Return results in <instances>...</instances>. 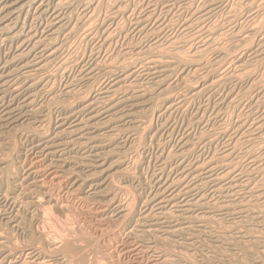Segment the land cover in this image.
I'll return each mask as SVG.
<instances>
[{"label":"bare ground","instance_id":"obj_1","mask_svg":"<svg viewBox=\"0 0 264 264\" xmlns=\"http://www.w3.org/2000/svg\"><path fill=\"white\" fill-rule=\"evenodd\" d=\"M104 1L105 0H0V138H2L3 136L4 137L7 136L6 134H9L10 131H16V130H19L20 127H24L25 125L23 126V123H26V125H29L30 129H31V133L29 131V133H30L29 135L31 136V138L33 140V141H31V143H29L30 144V152H32V155L35 156V158H34L35 161L38 162V159H41L42 161H46L48 163V167L50 168L49 170L50 171L51 170L54 171V172L52 171L53 172L52 175H54V176H56L55 173L57 171H59V173L62 174V176H63L62 178L64 180V181H60V185H61V182L62 183L63 182L66 183L69 186V188H68L69 190L68 191H70V193H74L75 194V192H78L79 196L81 198H87V199L91 198L90 199L91 201L92 200H94V201L95 200L96 201L97 200H102V201L104 200L105 202H102V204L106 205V211H107L106 214L109 215V216L117 217V219L119 218V220L124 221L125 225L122 224V226L124 225L125 229L127 231V233H125V234H128L130 236L132 235V238L133 239L135 238L136 241L138 240V242H140L139 243L140 245H141V243H142V245L143 244L147 245L149 238H154L155 240L156 239H158V240L160 239L161 242L159 240V243L164 242V244H165V242L171 240V239H168L167 237H172L173 238V237L179 236V235L184 234V233L186 234V232H188L192 228L191 225H192L193 222H198L200 224H204V226H206V225H210L211 226V224L214 223L213 226H215V224H217V222H221V220H222L221 218H223V217L219 218L218 216L222 215V216H224V218L225 217L229 218V220H230L229 226H227V228L226 227L223 228L222 226L225 225V224L222 223V225H219L222 228H221L220 231L218 230L219 232L217 234H215V233L211 234V231H212L211 229L212 228H210L211 231L208 232V234L206 233L207 237L211 238V240H213L215 243H219L220 244V245H217L219 247L214 248V254H215L214 258L215 259L217 258L216 259L217 261L213 258L214 261H216L217 264H264V166L263 167L262 166L259 167L258 162H257L258 159L256 158V156L254 157V155H256V154L252 151L253 150V147H252L251 148L252 150L248 149L249 152H247L248 159L250 161L248 163V167H249L250 171L249 172L247 171L248 172L247 174L242 172L241 171L242 169L240 170L238 168V165H236L237 161H235L236 162L235 163L232 160L233 159L232 157L234 155L236 156V154H235L236 152H235V149L231 146V144H232L231 140L234 141L233 139H231V137L229 139L227 138L228 140L226 139L225 142H222L221 145L223 146V149L221 151L218 150V151H220L218 155H212V156L210 155V157L207 159V161L206 160L204 161L203 159L201 161V159H200L201 157H199V156H201V154L204 152V150L202 148L200 149V147H199L198 152L200 150H202L201 154H197V155H199L198 159H200V160H198V161L194 160V161H191L188 164H186L188 156L196 151L198 145L197 144L193 145V142H191V145H192V146L190 145L192 147V149H191V147L187 145L188 143L186 144V139L187 138H184V135H186V133L189 130L186 131V128H187L186 126L187 125H185L186 128L182 127V128L185 129V133L182 132V135H180L179 140L176 141V143L174 142L175 143L174 148H173L174 152L172 153V151H171L172 154H167L168 157L165 156L167 158L166 160L169 161V162L165 163L163 161V163H162V161L160 159H157V160H160V162H161V164L158 165V166H160V168H164V169H166V168L162 167L161 166L162 164L165 163L166 166L167 165H172L173 161H175L176 162V166H175V168H173V167L172 168L176 172V178H175V175H174V177H173L174 179H170L169 180V179L166 178L165 180H163V182H159L156 179L158 177L160 178L161 174L163 176L162 171L157 172V174L161 172L160 175H158V176L156 174H154V176H153V173H152V176L154 177V178H152L153 182H154V187L153 188H155V189L154 190L152 189L151 193L148 192L149 193L148 200L145 203V205H142L143 209L141 207L142 210L140 211V213L136 212V209H134V207L127 205L128 201H127V204L125 203L126 205H123V204L119 203L116 200V198H115L116 197L115 194H114L115 191L126 192L127 191V187L130 189L128 182H130L131 180L135 179V178L132 179L134 175L132 176L130 174L131 172L128 171V169H127L128 167L127 168L124 167V166H126L125 163H124V161H126V160H124V159L122 160V158L124 157V156H122V153L124 154V152H122V153L121 152L118 153L119 151L117 152V150L122 149V147H124L126 145V143L128 142V141H126L125 137H124L125 141L122 140L121 142H119L118 141L119 140V133H120V136H121V133H123V132H124L123 134H125V132H127L126 134H131L133 136L132 133L138 131L139 128H137L135 126V123H137L136 115L139 112H141V111H139V112L136 111V109H138L139 107H146V106L149 105L148 106L149 108L148 109L146 108L149 113L150 112L151 113H161L162 111H163L162 112L163 114H166V113H168L170 111H172V113H173V111L175 109L174 106H175L176 102H175V97L173 96L172 92L175 91V89L177 90L178 85L185 86L186 83L188 81H190V80L186 79L188 74H190V73L196 74L197 72H199L200 69H202L204 67L203 64H202L203 60L200 62V60H196V59H201L200 57L203 56L202 55L203 53H205V52L208 53L209 52V50L207 52V47L209 45H207V47H205V48L203 47L204 49H202L201 51L197 50L199 48V47H197L199 44L196 46L197 49H194L192 47L194 49L193 50V57H192V55H190L191 57L188 58L184 54L186 52L183 51L184 53L182 54L181 51H179L180 50L179 48L182 47L180 43H179L180 47L176 46V47H179L178 48L179 50L176 51V49H174L175 47L173 45H176L178 42L184 41V40H181V38H180L181 41L178 40V39H177L178 41H173L172 40L173 38L172 39H170V38L169 39H165L164 38V40L167 41V46H164L162 44V42H165V41L160 42V40H158V36L160 34L159 30H152L150 32L145 30L147 25L145 27H143L142 23L146 22L148 24L147 21H149L150 17H152V16H150V17L146 16V18L144 20H142V21H141V19L139 21H135L136 24H135V22H134V24L136 26V29L139 30V32H141L142 35L144 34L145 35L144 36L145 39L147 40V42H149L148 43L149 45L147 46V49L145 51L144 50L143 51L142 50H136V48H133V49L131 48L129 50L128 49H125V50L123 49L124 51H122V54L121 55L118 54L119 55L118 57H120V56L126 57L129 52H133L132 54H134L133 55L134 59L130 58V61L129 60H124V59L122 60V59H117V58L113 59L112 58L113 61L110 60L111 62L108 61L109 63H107V62L106 63H101V66H98L100 63L97 62L98 65L97 64L96 65L98 66V70L99 69L100 70L101 69H105V72H106L105 76L108 77L107 81L104 84L102 83L103 86L101 85L102 88L99 90V92L95 93L96 89L94 91H92L93 89H90V88H89L90 90L88 89V91H87L86 88H85L86 91H83V93H81L82 94L81 96L78 95L79 97L72 98L77 93L74 92V88H72L71 86L66 87L63 92L60 91L61 93H59L60 95H62L63 98L60 101H58L57 103L55 102V105L56 104L58 105L57 107L60 110V113L58 114V118L56 119V121L54 123V128H52L50 131L49 130L46 131L43 128H37V127L32 129L34 122H35V124L42 126V125H44L43 123L46 122V119H47V116L44 117L43 114H42L43 116L38 114L39 112H41L43 110L40 111L37 108L39 110L37 112V110H35L36 108L33 109L34 100L37 97H43L42 95L45 94L44 96H46L47 99L50 97V100L55 101L54 99H56V101H57L58 98H55V97L59 95V94L57 95V93L54 92V88H53L54 85L53 84L51 85L49 83L50 82V79H48L49 74L48 75L45 74V76H46L45 77L43 73H46V70L49 69L50 66L55 65V64L59 65V61H60V59L62 58V55H64V52H65L64 51L65 50L64 48H66L65 44H67V43H65L66 42L65 37H67V35L69 37V35L72 32H74V30H76V28L79 29V26H82V28L84 26H88L87 24L92 19V16L94 17V15L98 14L97 12L100 11L99 9H100L101 5L104 4ZM110 1H108V3ZM156 1H159V0H156ZM174 1H177V0H165V2L162 3V4L163 5L165 4V7L170 10V8L173 7L172 4H170V3L174 2ZM202 1H204V0H202ZM218 1L219 0H208V1L205 0L206 4H205V9L204 10L202 9V6L200 5L201 9L203 11L200 10L201 12L197 11L196 13L194 12L192 14V16L196 19V21H194V23L196 25L194 23L193 24L190 23V25H187L186 22L188 23V21L185 22L184 28L186 30L188 29L187 32H190L189 30H192V28L196 27L195 30L193 29L194 31L192 30L193 32L191 31V33H189L190 38H191V36L192 37L194 36V39H195V35L201 33L204 30L203 27L202 28L200 27L202 24L198 25V23L202 22V23L205 24L207 22L206 24H207V27H208V25L210 24L212 19L216 18L214 16L216 14V13H214V11L216 10L215 9V5H217ZM237 1H239V0H237ZM244 1H246V0H244ZM244 1H241V2L244 3ZM177 2H175V3H177ZM180 2L182 3L181 0H180ZM194 2H196V1H194ZM194 2H192V3L194 4ZM263 2H264V0H263ZM263 2H261V3H263ZM116 3H117V0H116ZM122 3H124V2L122 1ZM143 3H144V1H143ZM221 3L219 2L218 6H216V7H219V4H221L222 6L227 4V3H225L223 5V3H224L223 0L221 1ZM106 4H107V2H106ZM110 4H111V2H110ZM110 4L108 5L109 7L112 6V5L110 6ZM113 4H115V3H113ZM200 4H201V2H200ZM253 4H254V1H253ZM257 4H256V6H257ZM115 5H113V7L110 10V11H112L111 15L110 16L107 15V16L110 17L109 22L110 21L112 22L115 19H119L117 17V15H119V16H121L123 18V16H126V14L128 13V12L126 13V11H129L128 9L126 11L123 10V9H126L124 7L125 5L124 6L122 5V7H124L122 10L119 9L121 7L118 6V3L115 4ZM147 5H148V3H147ZM177 5H178V3H177ZM240 5L241 4H239V6ZM258 5H261V4H258ZM120 6H121V4H120ZM156 6H158V5H156ZM174 6H176V4ZM236 6L234 7V9L235 8L237 9ZM183 7H186V6H183ZM148 8L149 7H147V9ZM154 8H157V7H155V5H154ZM187 8H188V6L186 7V10H187ZM224 8L226 9V6H224ZM245 8H246V6H245ZM102 9H103V7H102ZM129 9H130V7H129ZM199 9H200V7H199ZM220 9H218V10H220ZM240 9H241V7H240ZM260 9H262V8H260ZM189 10H191V9H189ZM218 10H216V11L218 12ZM247 10H251V9H247ZM247 10H246V12H247ZM108 11H109V9H108ZM148 11L150 12V9ZM194 11H196V10H194ZM231 11H234V10H231ZM244 11H245V9L243 10V12ZM258 11H259V9H258ZM164 12H165V10H164ZM182 12L183 11H181V13ZM222 12H225V11L223 10ZM234 12H235L234 16H236L237 15L236 11H234ZM248 12H250V11H248ZM251 12L254 13L253 11H251ZM251 12L249 13V15L251 14ZM255 12H256V10H255ZM104 13H107V12H104ZM137 13H139V12H137ZM237 13H239V11ZM107 14H109V13H107ZM257 14L262 15V12L261 13L259 12ZM165 15H167V14H165ZM227 15H229V14L226 13L225 16L228 17ZM76 16H78L77 19L75 18ZM107 16L105 17L106 20L109 19V17L107 18ZM226 17H225V19H226ZM237 17H240L239 19H241V16H237ZM242 17H243V15H242ZM245 17L247 18V16H245ZM105 18H103V19H105ZM234 18L237 20L236 17H234ZM257 18L258 17L254 18L255 21H257L256 20ZM80 19H83V20H80ZM98 19H101V18L98 17ZM254 19H252V20H254ZM188 20H189V18H188ZM233 20L230 19L229 21H233ZM248 20H249V18H248ZM163 21H165V20H163ZM229 21H228V23H231ZM250 21H251V18H250ZM96 22H97V25H99L98 24L99 21H96ZM234 22H233V24H234ZM237 22H239V21H237ZM258 22H259V20H258ZM92 23L94 24L93 25L94 27L97 26L94 23V21L91 22L90 24L92 25ZM120 23H119V26H120ZM161 23H162V21H161ZM250 23L252 24V22H250ZM80 24H82V25H80ZM102 24H104V22ZM109 24L110 23H108V25ZM226 24H225V27H226ZM254 24H252V25H254ZM104 25L106 26V24H104ZM154 25H156V24H154ZM221 25H224V23L221 22ZM255 25H258V23L255 24ZM109 26H107V27H109ZM117 26H118V22H117ZM170 26H172V25H170ZM214 26H210L211 28L209 30L213 31L212 27H214ZM247 26H248V24H247ZM98 27H100V25ZM121 27H122V25H121ZM154 27H157V26H154ZM218 27L220 29L223 28V27L221 28L220 26H216V29ZM248 27H250V26H248ZM258 27H259V25H258ZM258 27L255 28V26L254 27L251 26L250 29L247 28V30L244 31V32H242L243 30L241 29L242 31L239 30L240 33L242 32L240 35H239V32H236V34L238 33L240 38L234 44H232V41L230 40L231 41V45L229 46L227 44L228 45L227 48H224L225 47V45H224L225 43L224 42H223L224 44H222V45H224L223 48H218V47L214 48L215 47L214 45H212V46H214L213 48H211L212 46L209 47V48H211V50H212L211 53L213 52L214 55H216L218 57V59H219V62H217L218 61L217 60V61H214V63L217 62L218 65H219V63H223V62H225L228 59L229 61H231L230 64L233 67L238 68L239 71L241 70V73L239 72L240 73L239 75H234V76L231 75L232 77L229 75L230 76L229 80H234L236 82L238 80L240 81L241 78H245L244 80L246 82L247 81L248 82L251 81V83L248 86V90L250 89V91H254V90L258 89V92H256V93L259 94V92L261 91L262 99H263V97H264V91H263L264 90V81H262L263 79H261L259 81V82L262 81L261 83H259V82L256 83L257 80H259L256 77L255 78L257 80H255V82L251 80V77H252L253 72H254L253 69H256L257 67H260V66H264V65H262V64H264V22L259 28ZM134 28L135 27H133V29ZM150 28H152V27H150ZM161 28H163V27H161ZM232 28H233V26H232ZM245 28H246V25H245ZM83 29H86V28H83ZM87 29H89V28L87 27ZM91 29L94 31L93 27ZM113 29H117V31H119L118 30L119 28H116V25H115V28L113 27ZM171 29L173 30V27ZM174 30H178V28L174 29ZM182 30H184V29H182ZM186 30H184V31H186ZM229 30H226L224 32H227ZM103 31H104V28H103ZM208 31L206 29L207 33H208ZM236 31H238V30H236ZM91 32L92 31L90 30L89 33H91ZM114 32H116V30ZM122 32H124V30H122ZM206 32H203V33H205V35H206ZM213 32H215V27H214V31ZM110 33H112V32L110 31ZM74 34H76V33H74ZM85 34H88V32L85 33ZM108 34H109V32H108ZM113 34H115V33H113ZM171 34H172V32H171ZM183 34L181 35V33H180V35H181L180 37L183 36L182 38H184V35L185 36L188 35V34L186 35V32H185L184 35ZM223 34L219 35L220 38L223 36ZM163 35H164V32H163ZM174 35H175V33H174ZM199 35L203 36L202 33L199 34ZM205 35H204V37H205ZM234 35H235V33H234ZM93 36H95V35H93ZM109 36H111V38H113L112 37L113 35L109 34ZM219 36H218V38H219ZM225 36L226 35L223 36L224 37L223 40H225V38H226ZM227 36H228V34H227ZM73 37H75V36H73ZM86 37L88 38L89 36H86ZM169 37H171V36H169ZM198 37H200V36H198ZM87 38H86V40H87ZM93 38L94 37L91 36L90 39H93ZM167 38H168V35H167ZM187 38H189V37H187ZM203 38H200V41H202L201 39H203ZM210 38H208V40L207 39H205V40L209 41ZM215 38H216V40H218L217 42H220L222 40V38H221L220 41H219V39H217V37H215ZM70 39H73V38H70ZM189 39H187V40L190 43L191 39L190 40ZM212 40H214V39H212ZM216 40H214L215 43H216ZM192 41H193V39H192ZM207 41H205V42H207ZM225 42H226V40H225ZM215 43L212 42V44H215ZM108 44H109V39H108L107 35L103 33L101 47L102 46H107ZM186 44H187V41H186ZM204 44H202V45L204 46ZM217 44L218 43H216L215 45H217ZM130 45H131V43H130ZM187 45L189 46V44H187ZM187 45H186V47H187ZM191 45H193V44L191 43ZM202 45H200V46H202ZM114 46H116V45H114ZM131 46H133V45H131ZM188 48H190V46ZM199 50H200V48H199ZM113 52H114V50H113ZM188 53H190V52H188ZM211 53L209 55H211ZM213 53H212V55H213ZM98 54H99V52H98ZM204 57H205V55H204ZM245 57L247 59L248 58L249 59L245 60ZM202 59H204V58L202 57ZM104 60L106 61V58ZM63 61L65 62V60H63ZM94 62H96V61H94ZM208 62H206V63H208ZM61 63H62V61H61ZM217 63H215V64H217ZM86 64H85V66H86ZM208 65H209V67H213V66H211L208 63L207 66H206L207 69H208L207 71H209ZM223 66H225V65H223ZM88 67H90V66H88ZM95 67H96L95 64H93V65H91L90 68L85 70L84 73L81 71L83 73V79L85 78L88 81L93 79V74H94L95 70H97V68H95ZM217 67L219 69V67H221V64L219 66H217ZM61 68L63 69L64 66L62 65ZM137 69H139V70L137 71ZM211 69L212 68H210V71L207 73V75H205V77L203 76L204 78L202 79V81H204V82H203V85H201L199 87L200 88L199 90L197 89V86L196 87L192 86L193 84H192L191 81H193V80L190 81L191 85H186L185 87L181 86L183 89L187 90L189 94H191L190 97L191 96L192 97H196L201 92L203 93V91H207L208 89L210 91H211V89L212 90L216 89L215 87L217 85V82H219L217 80H220V78L214 80L213 76H214V73L216 71L215 70L216 68L214 69L215 71L213 69L212 70ZM51 70H53V69L51 68ZM55 70H58V69L56 68ZM55 70H53V71H55ZM243 70H246L245 73H244ZM229 71H230V69H229ZM224 72L225 71L223 70V73ZM47 73H50V72H48V70H47ZM53 73H55V72H53ZM95 73L97 74V72H95ZM178 73L180 74V76H179V79H176ZM200 73H202V72H200ZM255 73H256V71H255ZM258 73H260V72H258ZM51 74H52V72H51ZM57 74L59 75V72ZM197 74H199V73H197ZM231 74H234V73H231ZM103 75H104V72H103L102 76ZM199 75H201V74H199ZM219 75L221 76V72H220ZM54 76H57V75L54 74ZM190 76H192V74ZM198 78L200 79V77H198ZM189 79H191V77ZM209 79H213L214 81H217V82H214L213 80H212V82L208 81ZM53 80L54 79H52V81ZM94 80L96 81V79H94ZM186 80H188V81L186 82ZM225 80H227V78ZM225 80H224V82H225ZM229 80H228V82H229ZM200 81H201V79H200ZM234 81H232V82H234ZM92 82L93 81H91V83ZM182 82H183V84H179V83H182ZM190 82H188V84ZM193 82L197 83L198 81L194 80ZM208 82L210 83L209 87L207 85ZM221 82H223V79H222ZM240 82L242 83V81H240ZM196 83H195V85H196ZM49 84L51 86H49ZM230 84H231V82H230ZM235 84L237 86V83H235ZM88 85H90V84H88ZM224 85H226V84H224ZM232 85H234V84H232ZM232 85H230V86L232 87ZM62 86H64V85H62ZM210 87H211V89H210ZM179 88H180V86H179ZM220 88L221 87H219V89ZM229 89H231V88H229ZM55 90H56V88H55ZM217 90H218V88H217ZM231 90L234 91L233 89H231ZM240 90H239V92H240ZM210 91H209V93H210ZM225 91H227V88H226ZM229 91L230 90H228V93H230V94H226L227 96L228 95H230L232 97H234V96L236 97L237 96V95L233 96L232 93L229 92ZM235 91H236V89H235ZM215 92H216V90H215ZM215 92H213V93L215 94ZM178 93H179V89H178ZM213 93H211V94H213ZM222 93L219 94V97H220V95H222ZM241 93H243V95H244V92H241ZM211 94H210V96H211ZM183 95H184V93H183ZM186 95L187 94H185V96ZM252 95H254V94H252ZM175 96L177 97V95H175ZM46 97H44V98H46ZM235 97H234V99H235ZM218 98H217V100H218ZM67 99H69V100H67ZM203 99H204V97H203ZM249 99H248V101H246L247 103L249 102ZM48 100H47V102H48ZM195 100H196V98H195ZM208 100H209V98H208ZM227 100H228L227 97H222L218 103H220L221 105H226L227 104L226 103ZM38 101H40V98H39ZM187 101H188V99H186V102ZM190 101H192V100H190ZM190 101H189V103H190ZM214 101H216V100H214ZM230 101L232 102L233 100L231 99ZM237 101H239V100H237ZM244 101H242V102L244 103ZM250 101H251V99H250ZM157 102L160 103V106H162L160 111L159 110H155V108H153V105L157 104ZM180 102L176 103V105L177 106H178V104L182 105ZM203 102H205V101H203ZM239 102L237 104H239ZM242 102H241V104H242ZM261 102L263 104L264 100H262ZM194 103H196V102H194ZM194 103H193V105H194ZM209 103L207 102L208 107H209ZM214 103H217V102H214ZM255 103H257V102H255ZM43 104H44V102H43ZM207 104H205V105H207ZM38 105L36 104V106H38ZM52 105L54 107V104H52ZM212 105L214 107V104H212ZM239 105H238V107H239ZM254 105L255 104H253V106ZM248 106H250V105H248ZM256 106H257V104H256ZM40 107H42V106H40ZM57 107L55 106L54 108H57ZM155 107H156V105H155ZM179 107H182V106H179ZM186 107H188V106H186ZM199 107L201 108V106H199ZM215 107H218V106H215ZM229 107H233V106L229 105ZM258 107H259V105H258ZM48 108L49 107H47V109ZM225 108L228 109L227 111H230V109L227 108V106H225ZM242 108H243V106L241 107V109ZM176 109H179V108L176 107ZM204 109H206V108H204ZM216 109H220V108H216ZM222 109H223V107H222ZM252 109H253V107H252ZM261 109H259V110H261ZM207 110H209V109L207 108ZM249 110H250V108L247 111H249ZM253 110H252V112H253ZM232 111H233V109H232ZM257 111H256V113H257ZM183 112H184V109H183ZM199 112H202V111H199ZM199 112H198V114H199ZM142 113H143V111H142ZM172 113H171V115H173ZM193 113L195 114L196 112L194 111ZM205 113H206V111H205ZM211 113L212 112H210V114ZM218 113H219V111H218ZM221 113H224V112L221 111ZM231 114H232V112H231ZM252 114H254V113H252ZM141 115L143 116V114H141ZM153 115H155V114H153ZM160 115H162V114H160ZM196 115H194V116H196ZM225 115H226V113H225ZM229 115H228V117H229ZM51 116H50V118H51ZM152 116H150V118ZM204 116L206 117L205 114H204ZM204 116L202 115V117H204ZM213 116H214V113H213ZM217 116H219V115H217ZM259 116L260 117H258V118H260V119L248 131H246L247 130L246 129L247 125L244 122L245 119L243 120L244 123H241L243 125H240V126H238L237 125L238 123L236 124V122H235V124L238 127L237 128L235 127L236 128L235 132L233 131L234 132L233 138H234V136L239 135L240 132H244L245 135L248 134L247 135L248 137H251V136H255L256 137V134H259V133L261 134L262 132H264V112H262V114L259 115ZM146 117H148V119H149V116L147 114H146ZM223 117H225V116L223 115ZM242 117L240 119H242ZM171 118H173V117H171ZM174 118H175V116H174ZM215 118H216V113H215ZM229 119H230V117H229ZM237 119H236V121H237ZM152 120L153 119H151V121H149L147 123H149V124L152 123ZM200 120L203 121V119H200ZM208 120H210V119H208ZM220 120H221V118H220ZM230 120H229V123L233 121L232 119H230ZM248 120H250V119L248 118ZM248 120H246V122ZM144 121H146V119ZM165 121L167 122L168 120H165ZM196 121L198 122L199 120H196ZM214 121H215V119H214ZM225 121H227V120H225ZM238 121H239V119H238ZM47 123L50 124L49 122H47ZM138 123H137V125H139ZM163 123H161V124H163ZM251 123L253 124V121ZM175 124H176V122H175ZM194 124H191V125L193 126ZM219 124H221V123H219ZM222 124H223V122H222ZM226 124H227V122H226ZM248 124H249V122H248ZM164 125H166V124H164ZM206 125H207V123H206ZM29 126L28 127L25 126L26 127V131H27V128H29ZM173 126L176 127V125H174V124H173ZM196 126H197V124H196ZM228 126H230V125H228ZM25 127L22 128V131L25 129ZM160 127H159V129H160ZM163 127L165 128V126H163ZM188 127L190 128L189 125H188ZM151 128H153V127L148 125L145 129L144 128L143 129L146 132L147 131L151 132L154 129V128L153 129H151ZM201 128H203V127H201ZM212 128H211V130H212ZM218 128L219 127L215 128V129H218ZM224 128H223V130H224ZM159 129H158V131H159ZM205 129H207V128H205ZM228 129H229V127H228ZM200 131L202 132L203 130H200ZM209 131H210V127L208 129V132ZM213 131H214V128H213ZM229 131H227V132H229ZM142 132H144V131H142ZM146 132H144V133H146ZM156 132H157V130H156ZM220 132L221 131H219V133ZM16 133H18V132H16ZM191 133H193V132H191ZM224 133H226V132L218 134V136L219 135L222 136V135H224ZM24 134L25 133H23V135ZM26 134H27V132H26ZM138 134H139V132H138ZM138 134H136V135H138ZM140 134L142 135V133H140ZM205 134H206V132H205ZM213 134L214 133L210 134L211 137H212ZM13 135H15V134H13ZM139 135H138L137 139L140 138ZM166 135H168V133ZM202 135H200V136H202ZM143 136H145V134L142 135V137ZM169 136H170V134H169ZM171 136H172V134H171ZM187 136L190 137L189 135H187ZM197 136H198V134H197ZM26 137H27V139H30V138H28L29 136H26ZM165 137H168V136H165ZM242 137H243V135L241 133V138ZM197 138L198 137H196L195 139H197ZM205 138H203V139L205 140ZM222 138H223V136H222ZM241 138H238L237 140L239 141V139H241ZM259 138H258V140H259ZM261 138H260V140H261ZM27 139H25V141ZM122 139H123V136H122ZM140 139H139V142L141 141ZM170 139H171L170 142H172V140L174 138L173 139L170 138ZM242 139H245V138L243 137ZM246 139H245V141L247 142L248 140H246ZM263 139H264V136H263ZM168 140H167L166 144L169 143ZM193 140H191V141H193ZM207 140H208V138H207ZM237 140L234 143L237 142L236 144H238ZM258 140L256 141L257 143H258ZM134 141H135V139H134ZM164 141H165V138H164ZM197 141H195V142H197ZM130 142H131V140H130ZM137 142H138V140H137ZM207 142H209V141H207ZM215 142H217V141L215 140ZM138 143H135V144H138ZM205 143H206V141H205ZM162 144H164V142ZM203 144H204V142H203ZM206 144L208 145V143H206ZM212 144H214V143L211 142V147H212ZM243 144H242V146H243ZM259 144H257V145H259ZM172 145L173 144H171V147H173ZM233 145H235V144H233ZM245 145H244V147H245ZM1 146H2V144H1ZM137 146L140 147L141 145H137ZM144 146L142 148H144ZM148 146H147V148H148ZM201 146H203V145L201 144ZM204 146H205V144H204ZM236 147L238 148L237 145H236ZM263 147H264V142H263ZM157 148L159 149L160 147H157ZM209 148H206V149L210 150L211 148L210 149ZM221 148L222 147H220V149ZM254 148H255V146H254ZM260 148H261V146H260ZM170 149H172V148H170ZM170 149H169V151H170ZM213 149H216V147L213 148ZM258 149H257V151H258ZM161 150H163V149H161ZM236 150L239 151L238 149H236ZM262 150H264V149H262ZM262 150L260 149V151H262ZM16 151H17V149H16ZM27 151L29 152V150H27ZM125 151L127 152V151H130V150H125ZM169 151H168V153H169ZM213 151H215V150H213ZM163 152L165 153L166 151H163ZM10 153L12 154V151ZM17 153L19 154V152H17ZM240 153H241V150H240ZM263 153H264V151H263ZM125 154L128 155L129 153L128 154L125 153ZM203 154H205V152ZM214 154H217V153L214 152ZM113 155H115V156L117 155L118 156V158H117L118 160H115L116 162L114 161V163H112L111 165L106 166L107 165V161L110 160ZM207 156H208V154H207ZM238 156L239 155H238V152H237L236 159H237ZM241 156H244V155H241ZM241 156L239 158H242V160H243V157H241ZM140 157H142V156H140ZM6 158H8V157H6ZM192 158H194V156L191 157V159ZM204 158H206V157H204ZM259 158H260L259 162H261V160H262L261 158H263V157H259ZM15 159H17V157ZM18 159H19V157H18ZM234 159H235V157H234ZM4 160H5V158L4 159L0 158V162H1L0 165H4V167L0 168V182L1 183L3 182L1 180H4L3 177L1 178L2 174H4V172L8 171V168L6 170V166H7L6 162L7 161H4ZM6 160H10V159H6ZM139 161H140V158H139L138 162ZM23 164H21V165H23ZM263 164H264V162H263ZM263 164H261V165H263ZM132 165H134V164H132ZM239 165H241V163ZM36 167H37V165H36ZM172 168L169 169V171L172 170ZM246 168H247V166H246ZM15 169L16 168H14V170ZM27 169H26L27 171L24 172L23 179H21L22 182L26 181L25 182L26 186L21 189V192L23 191V193L21 195H19V196H24V197L26 196L25 197L26 200H28L30 198V201H28V202L26 200L25 201L28 203L27 204L28 208L29 207L32 208L33 215L35 216V220H36V218H38V221L40 223V221L42 222L43 220L46 219V217H48V216H46V212H44L45 208H46L45 207L46 205H49L50 208L53 207L55 209H60V210L65 209V208H62L64 206H62L60 203L59 204L61 206L58 205V203L55 201V199L52 198L51 193L48 191L49 189L47 188L49 183L46 180H44L45 177H43V176H41L39 174L41 172V170H40V172H37V171H39V169L36 171V170H34V167H32V166H31V168L29 167ZM113 170H114V172H112ZM157 170H159V169H157ZM134 171H135V168H134ZM174 171H173L172 174H174ZM17 172H19V171H17ZM238 172H241V173H238ZM134 173L135 172H133V174ZM10 174L11 173H9V175ZM170 175H171V173H170ZM17 176H18V174H16V177ZM54 176H52V177H54ZM113 176H116L118 178L119 177L122 178L124 183H128V185H126L127 187L125 185H121V186L115 185L116 183L114 184L113 183L114 180L112 179ZM257 177H259V178L261 177V179H262L261 181H259L260 184H256V183H258V181H256ZM46 178H48V177H46ZM58 178H59V176H58ZM60 178H61V176H60ZM6 179H8V178H6ZM9 180H6V182L4 183L5 187L2 185L4 187V192H3L2 196L0 195L1 196V201H2V202L0 201L1 202L0 205L2 207L1 208V212L3 213V214L1 213V216H3L2 218H4L6 220V223L11 228L13 227V228L18 229L19 226L23 224V223H21V219L22 218H20L18 216L20 214L18 212L19 208L18 207L16 208L17 204L15 205L14 202H12L13 200H12L11 195L16 193L17 187H19V186H17L14 182L11 183ZM11 180H13V179H11ZM14 181H15V179H14ZM51 181H53V180H51ZM138 181H141L140 177H139ZM20 183H17V184L20 185ZM50 183L52 185V182H50ZM142 185H144V184H142ZM60 187H62V186H59V188ZM146 187H145V189H147ZM63 188H65V187H63ZM142 188H143V186H142ZM205 188L207 189V192H204ZM85 189H87L86 192H84ZM148 189H149V187H148ZM149 190H151V189H149ZM128 193H130V192H128ZM141 193L144 194L145 192H141ZM84 194H86V195H84ZM126 194H127V192H126ZM140 194H139V196H140ZM146 194H147V192H146ZM68 195H70V194H68ZM19 196H17V197H19ZM14 197L16 199V196H14ZM131 197L133 198V195ZM135 197H137V195L134 196V198ZM143 197H144V195H143ZM146 199H147V197H146ZM146 199H144V200H146ZM206 199H210V200L215 201V202L210 204L207 201L206 204H205ZM83 202H85V201H83ZM86 202H88V201H86ZM138 202H139V200H138ZM138 202H136V204ZM20 203H22V201ZM97 204H98V201H97ZM130 204L132 205L133 203H130ZM134 204H135V202H134ZM143 204H144V202H143ZM20 205H22V204H20ZM105 205H104V207H105ZM27 206H25V207H27ZM49 206H48V208H49ZM25 207L23 206L24 209H26ZM20 208L22 209V207H20ZM48 208H47V211H48ZM2 209H3V211H2ZM206 209L210 210V214L213 213L215 215L211 216L209 214V212L207 213L205 211ZM22 211H24V210H21V212ZM28 211H26V212H28ZM99 214H102V213H99ZM206 214L210 215V217H207L208 215H206ZM31 222H33V220ZM2 223H4V222H2ZM25 223H24V225H26ZM28 224H30V223H28ZM218 224H220V223H218ZM194 225L196 226V224H194ZM6 226H5L4 229H8ZM31 226L32 225H30L28 227L30 228ZM195 226H193L194 228L192 229L194 231V233L197 232L195 230L198 229V228L196 229ZM218 227H214V229L215 228L219 229ZM2 229H3V227H2ZM2 229H0V264H85L86 263V261H85L86 260L85 259L86 255L84 256L83 253H82L81 255L78 254L79 255L78 258H76V259L72 258L71 256H73V254H71L72 251H71L69 245H67L65 242L64 243H60L59 242L61 245L60 244L57 245L56 243L58 241L57 242L56 241H52L54 239H51L49 236L48 237H49L50 240L47 239L46 238L47 234H46V237H45L44 234L41 231L40 232H38V231L35 232V231H33V228H32V231L31 230H27L26 231L27 232L26 234L28 235L27 238L33 239V240H31V242L32 241H34V242L36 241V242L35 243L28 242L30 244L26 243V247H22V245L19 247L18 246L19 242H18V245L16 243L14 244V243L10 242V241H12L11 240L12 238L10 237V240H9L8 237L11 234L8 235V237H7V232L8 231L4 232V229L3 230ZM19 229H22V228H19ZM24 229H25V227H24ZM125 229H122V230H125ZM217 229H215V230H217ZM35 230H39V229L35 228ZM200 232H201V230H200ZM200 232H199V234H200ZM206 232H207V230H206ZM190 234L191 233H189V235ZM191 235H193V233ZM202 235H204V234H202ZM13 236H14V234H13ZM184 237H185V235H184ZM193 237H197V236L194 234ZM13 238H15V237H13ZM146 238H148V239H146ZM190 238H192V237H190ZM197 238H194V239H197ZM183 239H185V238H183ZM198 239H201V238H198ZM204 239L202 238V241ZM59 240H60V238H59ZM62 240H65V239L62 238ZM67 240H69V239H67ZM144 240H146V241L144 242ZM174 240H172V241L174 242ZM186 240H187V237H186ZM188 240H190V239L188 238ZM28 241H29V239H28ZM149 241H150V239H149ZM157 241H155V243ZM181 241H180V244H181ZM202 241L199 240V243L202 242ZM208 241H210V240H208ZM61 242H63V241H61ZM194 242H195V240H194ZM203 242H205V241H203ZM203 242L201 244L202 247L206 244V243L204 244ZM68 243H70V242H68ZM151 243H154V242L152 241ZM185 243L189 244L188 241L185 242ZM63 244H65V245H63ZM171 244H168V242H167V246L168 245L171 246ZM177 244H179L178 243V237H177L176 245ZM191 245H188L189 249L193 248V246L191 247ZM23 246H25V245L23 244ZM70 246H71V244H70ZM73 246H75V245H73ZM165 246H166V244H165ZM172 246H173L172 248L175 247V245H172ZM182 246H184V245H182ZM78 247L79 246L77 245L76 248L78 249ZM153 247L149 245V246L146 247L145 251H147L148 255H151L150 256L151 258L152 257H156L155 263L156 264H165L167 262V264H168V261L171 260L169 258L170 257L169 255H170L171 251L168 252L167 251L168 249L166 250V254L168 252V256H167L165 254L160 253L159 251L158 252L154 251L155 248H157V245H156V247H154V248ZM176 247H179V246L177 245ZM186 247L187 246H185V248ZM195 247H196V245H195ZM207 247H210V246H208V243H207L206 248ZM214 247H216V246H214ZM76 248L73 251L77 252ZM158 248H159V246H158ZM160 248H163V247L160 246ZM193 249H195V248H193ZM200 250H202V249H200ZM160 251H162V250L160 249ZM173 251H174V249H173ZM179 251L177 250L176 252L171 253V255L176 253V256L178 257L179 255L177 254V252H179ZM182 251H180V253H179L180 255H182L181 254ZM192 251L195 252L197 250H192ZM194 252H193V256L194 257L196 256V258H197L198 255L202 254L200 251L199 252L201 254H199L198 251H197L198 255H196V252H195V255H194ZM212 252H213V250H212ZM77 253H80V252H77ZM182 253H185V252H182ZM158 254H160V255H158ZM205 254H204L205 257L203 256L205 258L204 260L205 261L209 260L208 258L210 256H208L206 258ZM191 255H192V253L189 255V259H190ZM209 255H211V252H210ZM75 257H76V255H75ZM181 258H183V257H181ZM200 258H202V257H200ZM183 259H185V258H183ZM174 260L172 259L171 261H174ZM188 260H185V261H188ZM194 260H196V259H194ZM191 261H189L188 263L191 264ZM210 261H212V259H210ZM210 261H208V262L210 263ZM174 262H176V261H174ZM195 262H198V261H195ZM172 264H173V262H172ZM192 264H193V262H192Z\"/></svg>","mask_w":264,"mask_h":264},{"label":"rangeland","instance_id":"obj_2","mask_svg":"<svg viewBox=\"0 0 264 264\" xmlns=\"http://www.w3.org/2000/svg\"><path fill=\"white\" fill-rule=\"evenodd\" d=\"M107 2V4H106V2ZM104 1V4H102L101 5V7H100V13L99 12H97L96 14L98 15H94V17L92 16V19L90 20L91 22H93L94 21V23L97 25V22L96 21H99L98 22V24L100 25V27H98L99 25H97L96 27H94L93 25V23H92V25L90 24L91 22L89 21V23L87 24L88 26H84L83 28H86V29H83L82 28V26H79V29L78 28H76V30H74V32H72L71 34L73 35V36H75V37H73L71 34L69 35V37L70 38H73V39H70L69 37H68V35H67V37H65V39H66V42L65 43H67V44H65V46H66V48H64L65 50V52H64V55H62V58L60 59V61H59V65H52V66H50L49 67V69H47L48 70V72H50V73H47V70H46V73H43L44 74V76H45V74L46 75H48L49 74V76H48V79H50V84L52 85H54L53 86V88H54V92L55 93H57V95L59 94V93H61V92H63L64 91V89L66 88V87H68V86H71L72 88H74V92L75 93H77L75 96H73L72 98H77V97H79V96H81L82 94L81 93H83V91H88V89L90 88V89H93L92 91H94L95 89V93H97V92H99V90L102 88V86H103V84L107 81V78L108 77H106L105 76V69H99L98 70V66H101V63H109L108 61H113V59H115V58H117V59H124V60H129L130 61V58L131 59H134V57H133V55L134 54H132L133 52H129L128 53V55L126 56V57H122V56H120V57H118L119 55H121L122 54V51H124L125 49H133V48H136V50H146L147 49V46L149 45L148 43L149 42H147V40L145 39V35L143 34L142 35V33L141 32H139V30H137L136 29V26H135V24H136V22L135 21H139L140 19H141V21L142 20H144L145 18H146V16H152V17H150V19H149V21H147L148 22V24L145 22V23H142L143 25V27H145L146 25H147V27L145 28V30L146 31H148V32H150V31H152V30H159L160 31V34H159V36H158V40H160V42H162V41H165L164 40V38L165 39H172L173 41H178V40H180V38H181V40H184V41H181V42H178L176 45H173L174 47V49H176V51H178L179 49V51H181V53L183 54L184 52H186V53H184L185 54V56H187L188 58H190L191 56L190 55H192V57H193V50L194 49H197L196 48V46L197 47H199L200 48V50H199V48L197 49L198 51H201L202 49H204L205 47H207V45H209L208 47H207V52H208V50H209V52L208 53H203L202 55L203 56H201L200 58L201 59H196V60H200V62L202 61V64H203V70L202 69H200L199 70V72H197V73H199V74H201V75H199V74H193V73H190V74H188V76L186 77V79H188V80H195V81H200V79H201V81H202V79L205 77V75H207V73L210 71V68H212L214 71H215V73H214V80L215 79H219L220 78V80H217V81H219V82H217V81H214L213 79H209L208 81H211L212 82V80L214 81V82H217V85H216V89H211V87H210V89H211V91H210V93H209V91L207 90V91H203V93L201 92L198 96H196V97H190V95L191 94H189L188 93V91L187 90H185V89H183L182 87H185L186 85H191V82H192V86L193 87H196L197 86V89L199 90L200 88V86L201 85H203V82L204 81H200L199 83L197 82H195L196 83V85H195V83L193 82V81H188V80H186V82L188 81V82H190L189 84H188V82L186 83V85L185 86H182V85H178V88H177V90L175 89V91H173L172 92V94H173V96L175 97V102L176 103H178V102H180L182 105H180V104H178V106L176 105V103H175V106H174V111H173V113H172V111H170V112H168V113H166V114H163L162 112L161 113H149L148 111H147V109L149 108L148 106H146V107H139L138 109H136V111H141V112H139L137 115H136V119H137V123L139 124V125H137V123H135V126L137 127V128H139L138 129V131H136V132H133L132 134H133V136L131 135V134H126L127 132H125V134H123V133H121V136H120V133H119V142H121L122 140L123 141H125V139H126V141H128L127 143H126V145L124 146V147H122V149H120V150H117V152L118 153H122V152H124V154L122 153V156H124L123 158H122V160L124 159V160H126V161H124V163H125V165L126 166H124V167H128L127 169H128V171H130L131 173V175L133 176V178L132 179H134V180H131L130 182H128L129 183V187H130V189L126 186V185H128V183H124L123 182V180H122V178H118V177H116V176H113L112 177V179L114 180V184L115 185H119V186H121V185H125L126 187H127V194H126V192H120V191H115V198H116V200L119 202V203H121V204H123V205H126L127 204V201H128V204L127 205H129V206H132V207H134V209H136V212H139L140 213V211L143 209V206L142 205H145V203L147 202V200H148V197H149V193H151V191H152V189L154 190L155 188H153L154 187V182H153V179L152 178H154L153 176H154V174H156L157 176L158 175H160V173H158L157 174V172H159V171H162V173H163V176H162V174L160 175L161 177L159 178H157L156 180H158L159 182H163V180H165L166 178L167 179H174L173 177H174V175H175V178H176V172L174 171V169L173 168H175V166H176V162L175 161H173V163H172V165H167L166 166V164L165 163H168L169 161H167L166 159V157H168V155L167 154H172L174 151H173V148H174V145H175V143H176V141H178L179 140V138H180V135H182V132L183 133H185V129L184 128H186V131L187 130H189L187 133H186V135H184V138H187L186 139V144L188 145V146H190L191 145V142H193V145H195V144H197L198 145V147H197V149H196V151L194 152V153H192L191 155H189L188 156V158H187V161H186V164H188L189 162H191V161H194V160H200L201 159V161H202V159L205 161H207V159L210 157V155L212 156V155H218L219 154V152L223 149V146L221 145L222 144V142H225L226 141V139L228 138H230L231 137V139H233L234 141H232L231 140V146L235 149V154H236V156H237V152H238V157H237V159H236V156L234 155L232 158V160L235 162V161H237V164L236 165H238V168L242 171V172H244V173H248L249 171H250V169H249V167H248V163L250 162L249 161V159H248V155H247V152H249V150L253 147V152L256 154V155H254V157L256 156V158L258 159L257 160V162H258V165H259V167L260 166H264V164H263V162H264V153H263V151L264 150H262V149H264V147H263V142H264V139H263V136H264V132H262L261 134L259 133V134H256V137L255 136H251V137H248L247 135L248 134H244V132H240L239 133V135H237V136H234V138H233V134H234V132H235V130H236V128L238 127V126H240V125H243V124H241V123H244L245 122V124L247 125L246 126V131H248L260 118H258V117H260L259 115H261L262 114V112H264L263 110H264V103L262 104V100H264V97H263V99H262V94H261V91L259 92V94L258 93H256V92H258V89H256V90H254V91H250V89L248 90V86H249V84L251 83V81L250 82H246L244 79L245 78H241L240 79V81H242V83L238 80V81H234V80H229V77L232 75V76H234V75H239L240 73H241V70L239 71V69L238 68H236V67H233L231 64H230V62L231 61H229L228 59L225 61V62H223V63H219V65L221 64V67H219V69H218V67L217 66H219L218 65V63L217 62H219V59H218V57L216 56V55H214V53H213V55H212V53H211V48H213L214 46V48H216V47H218V48H223V46L225 45V47L224 48H227L228 47V45L230 46L231 45V41H232V44H234V43H236L237 42V40L240 38L239 37V35L242 33V32H244V31H246L247 30V28H251V26H255V28L256 27H258V25H259V27L263 24V22H264V2H263V0H246V1H244V0H241V1H244V3H242L240 0L239 1H237V0H223V5L225 4V3H227V4H225L224 6H226V9L228 10H226L225 8H224V6H222L221 4V1L222 0H219L218 2H217V5H215V9L216 10H218V9H220V10H218V12L215 10L214 11V13H216L214 16L216 17V18H213L212 19V21L210 22V24L208 25V27H207V22L204 24V23H202V22H200V23H198V25H201L200 27L202 28H204V30L201 32L202 33V35L203 36H201V35H199V34H201V33H199V34H197V35H195V39H194V36L192 37L191 36V38H190V35H189V33H191V31L194 29L195 30V28L196 27H194V28H192V30H189L190 32H187L188 31V29L186 30L185 28H184V24H185V22L186 21H188V23L186 22V24L187 25H190V23H194V21H196V19L192 16V14L195 12H197V11H199V12H201V11H203L204 9H205V0L204 1H202V0H181L182 1V3L180 2V0H177V1H174V2H171L170 4H172V6L173 7H171L170 8V10L169 9H167L166 7H165V4L163 5L162 3H164L165 2V0H159V1H156V0H117V3H118V6L119 7H121V8H119V9H123L124 7L126 8V9H123V10H129V11H126V13L128 14H126V16H123V18L121 17V16H119V15H117V17L119 18V19H115L114 21H110L109 22V20H110V15H111V13H112V11H110L111 10V8L113 7V5H115V4H117L116 3V0H105ZM108 1H110L111 2V4H110V2L108 3ZM113 1V2H112ZM119 1V2H118ZM122 1L125 3H122ZM143 1H144V3H143ZM153 1V2H152ZM194 1H196V2H194ZM206 1H208V0H206ZM237 1V2H236ZM253 1H254V4H253ZM175 2H177L178 3V5H177V3H175ZM184 2V3H183ZM191 4H190V3ZM192 2H194V4L192 3ZM200 2H201V4H200ZM221 3V4H219V7H216V6H218V3ZM241 2V3H240ZM247 2V3H246ZM258 4H261V5H258ZM261 2H263V3H261ZM113 3H115V4H113ZM121 4V6H120V4ZM147 3H148V5H147ZM154 3V4H153ZM187 5H186V4ZM203 3V4H202ZM232 5H231V4ZM108 6L109 4H110V6L111 7H107L106 5ZM125 6H124V5ZM139 4V5H138ZM176 4V6H174ZM183 4V5H182ZM235 4V5H234ZM239 4H241L240 6H239ZM246 4V5H245ZM252 4V5H251ZM256 4H257V6H256ZM107 7H105V6ZM122 5L124 6V7H122ZM154 5H155V7H157V8H154ZM156 5H158V6H156ZM202 6V9H201V6ZM234 5V6H233ZM237 5V6H236ZM249 5V6H248ZM116 6V5H115ZM183 6H188V8H187V10H186V7H183ZM204 6V7H203ZM231 8H230V7ZM237 7V9L235 8L234 9V7ZM245 6H246V8H245ZM254 6V7H253ZM102 7H103V9H102ZM128 7V8H127ZM129 7H130V9H129ZM138 7V8H137ZM147 7H149L148 9H147ZM162 7V8H161ZM199 7H200V9H199ZM223 7V8H222ZM240 7H241V9H240ZM252 7V8H251ZM258 7V8H257ZM166 8V9H165ZM245 9V11L243 12V10ZM256 10V12H255V10ZM260 8H262V9H260ZM107 11H106V10ZM108 9H109V11H108ZM139 9V10H138ZM141 9V10H140ZM146 11H144V10ZM150 9V12L148 11ZM153 9V10H152ZM189 9H191V10H189ZM243 9V10H242ZM247 9H251V10H247ZM258 9H259V11H258ZM105 10V11H104ZM164 10H165V12H164ZM168 10V11H167ZM194 10H196V11H194ZM201 10V11H200ZM225 11V12H222V11ZM231 10H234V11H236V16H234V11H231ZM239 11V13H237L238 11ZM246 10H247V12H246ZM144 13H143V12ZM181 11H183L182 13H181ZM190 11V12H189ZM227 11V12H226ZM230 11V12H229ZM248 11H253L254 13H252L251 12V16L249 15V13L250 12H248ZM104 12H107V13H109V14H107V13H104ZM133 12V13H132ZM137 12H139V13H137ZM170 12V13H169ZM229 12V13H228ZM233 12V13H232ZM261 13L262 12V15H259V14H257V13ZM180 13V14H179ZM220 13V14H219ZM226 13L227 14H229V15H227L228 17H226L225 15H226ZM143 14V15H142ZM148 14V15H147ZM150 14V15H149ZM154 14V15H153ZM159 14V15H158ZM165 14H167V15H165ZM174 14V15H173ZM191 14V15H190ZM232 14V15H231ZM241 14V15H240ZM248 14V15H247ZM105 15V16H104ZM107 15H109V16H107ZM142 15V16H141ZM145 15V16H144ZM231 15V16H230ZM242 15H243V17H242ZM258 15V16H257ZM107 16V18L109 17V19H107L106 20V17ZM138 16V17H137ZM161 16V17H160ZM222 16V17H221ZM233 16V17H232ZM237 16H241V19H239L240 17H237ZM245 16H247V18L245 17ZM258 17L256 20L257 21H255V19L254 18H256V17ZM261 16V17H260ZM98 17L99 18H101V19H98ZM157 17V18H156ZM184 17V18H183ZM189 18V20H188V18ZM225 17H226V19H225ZM234 17H236L237 18V20L234 18ZM76 19L78 18V16H76L75 17ZM103 18H105V19H103ZM125 18V19H124ZM137 18V19H136ZM152 18V19H151ZM160 18V19H159ZM165 18V19H164ZM177 18V19H176ZM229 18V19H228ZM243 18V19H242ZM248 18H249V20H248ZM250 18H251V21H250ZM260 18V19H259ZM127 19V20H126ZM136 19V20H135ZM162 19V20H161ZM230 19H234L233 21H229ZM252 19H254V20H252ZM263 19V20H262ZM79 20V19H78ZM80 20H83V19H80ZM96 20V21H95ZM105 20V21H104ZM119 20V21H118ZM163 20H165V21H163ZM193 20V21H192ZM215 20V21H214ZM227 22H226V21ZM241 20V21H240ZM258 20H259V22H258ZM155 21V22H154ZM158 21V22H157ZM160 21V22H159ZM161 21H162V23H161ZM222 23H224V25H221V22ZM228 21L229 22H231V23H228ZM235 21V22H234ZM237 21H239V22H237ZM255 21V22H254ZM262 21V22H261ZM104 22V24H106V26L104 25V24H102ZM106 22V23H105ZM116 22V23H115ZM117 22H118V26H117ZM121 22V23H120ZM134 22H135V24H134ZM154 22V23H153ZM164 22V23H163ZM168 22V23H167ZM179 22V23H178ZM214 22V23H213ZM233 22H234V24H233ZM237 22V23H236ZM250 22H252V24H257L258 23V25H252ZM108 23H110L109 25H108ZM113 23V24H112ZM119 23H120V26H119ZM153 23V24H152ZM168 25H167V24ZM219 23V24H218ZM227 23V24H226ZM240 23V24H239ZM250 23V24H249ZM79 24V23H78ZM91 26H90V25ZM128 24V25H127ZM152 24V25H151ZM154 24H156V25H154ZM164 24V25H163ZM176 24V25H175ZM195 24V23H194ZM216 24V25H215ZM218 24V25H217ZM225 24H226V27H225ZM231 26H229V25ZM236 24V25H235ZM247 24H248V26H250V27H248L247 26ZM80 25H82V24H80ZM115 25H116V28H119L118 30L119 31H117V29H113V27L115 28ZM121 25H122V27H121ZM124 25V26H123ZM127 25V26H126ZM132 25V26H131ZM157 26V27H154V26ZM170 25H172V26H170ZM196 25V24H195ZM215 25V26H214ZM228 25V26H227ZM245 25H246V28H245ZM107 26H109V27H107ZM113 26V27H112ZM163 27V28H161V27ZM170 26V27H169ZM210 26H214L215 27V32H213L214 31V27H212L213 29V31H211V30H209L211 27ZM216 26H220L222 29H220L219 27L216 29ZM232 26H233V28H232ZM235 26V27H234ZM243 26V27H242ZM87 27L89 28V29H87ZM93 27V29H94V31L91 29V28ZM111 27V28H110ZM121 27V28H120ZM125 27V28H124ZM133 27H135L134 29H133ZM150 27H152V28H150ZM169 27V28H168ZM173 27V30L171 29ZM237 27V28H236ZM258 27V28H259ZM102 30H101V29ZM103 28H104V31H103ZM112 32V33H110V31L108 30V29ZM155 28V29H154ZM178 28V30H174V29H177ZM200 28V29H201ZM207 29V31H208V33L206 32V29ZM232 28V29H231ZM113 29V30H112ZM126 29V30H125ZM132 29V30H131ZM149 29V30H148ZM163 29V30H162ZM168 29V30H167ZM170 29V30H169ZM182 29H184V30H186V31H184V30H182ZM230 29V30H229ZM243 31H242V30ZM245 29V30H244ZM80 30V31H79ZM86 30V31H85ZM90 30L92 31L91 33H89L90 32ZM116 30V32H114ZM122 30H124V32H122ZM162 30V31H161ZM193 30V31H194ZM226 30H229V31H227V32H224V31H226ZM236 30H238V31H236ZM239 30L240 31H242L241 33L239 32ZM77 31V32H76ZM79 31V32H78ZM99 31V32H98ZM137 31V32H136ZM176 31V32H175ZM180 31V32H179ZM183 31V32H182ZM192 31V32H193ZM211 31V32H210ZM87 33L88 32V34H85V33ZM101 32V33H100ZM108 32H109V34H111V35H113L112 37L113 38H111V36H109V34H108ZM122 32V33H121ZM128 32V33H127ZM163 32H164V35H163ZM171 32H172V34H171ZM185 32H186V35L187 36H185L184 34H185ZM203 32H206V35H205V33H203ZM217 32V33H216ZM219 32V33H218ZM224 34H223V33ZM236 32H239V35H238V33L236 34ZM74 33H76V34H74ZM93 33V34H92ZM99 33V34H98ZM103 33L104 34H106L107 35V37H108V39H109V44L107 45V46H102L101 47V45H102V35H103ZM113 33H115V34H113ZM136 33V34H135ZM140 33V34H139ZM166 33V34H165ZM174 33H175V35H174ZM180 33H181V35L183 34L184 35V38H182V37H180L181 35H180ZM213 33V34H212ZM228 34V36L230 37H228L227 36V34ZM234 33H235V35L237 36H235L234 35ZM90 34V35H89ZM139 34V35H138ZM220 34H223V36L224 35H226L225 37L227 38H225V40H226V42H225V40H223V36L221 37L222 38V40H221V38H220ZM83 35V36H82ZM93 35H95V36H93ZM99 35V36H98ZM125 35V36H124ZM161 35V36H160ZM167 35H168V38H167ZM204 35H205V37H204ZM212 35V36H211ZM219 36V38H218V36ZM234 37H233V36ZM86 36H89L88 38L86 37ZM91 36L92 37H94L93 39H90L91 38ZM124 36V37H123ZM169 36H171V37H169ZM198 36H200V37H198ZM207 36V37H206ZM144 37V38H143ZM162 37V38H161ZM187 37H189L190 39H191V41H190V43H189V41L187 40V39H189V38H187ZM197 37V38H196ZM204 37V38H203ZM211 37V38H210ZM215 37H217V39H219V41L220 42H217L218 40H216V38ZM233 37V38H232ZM86 38H87V40H86ZM124 38V39H123ZM175 38V39H174ZM200 38H203V39H201L202 41H200ZM208 38H210L209 39V41H207L208 40ZM229 38V39H228ZM232 38V39H231ZM236 38V39H235ZM111 39V40H110ZM119 39V40H118ZM129 39V40H128ZM178 39V40H177ZM186 39V40H185ZM189 39V40H190ZM192 39H193V41H192ZM199 41H198V40ZM205 39H207V40H205ZM212 39H214V40H216V43H218L217 45H215L216 43L214 42V40H212ZM73 40V41H72ZM140 40V41H139ZM146 40V41H145ZM204 40V41H203ZM213 43H215V44H212V42ZM231 40V41H230ZM236 40V41H235ZM85 41V42H84ZM87 41V42H86ZM139 41V42H138ZM186 41H187V44H189V46H190V48H188L189 46L186 44ZM205 41H207V42H205ZM71 44H70V43ZM118 42V43H117ZM122 42V43H121ZM145 42V43H144ZM166 42V43H165ZM165 42H162V44L164 45V46H167V41H165ZM198 42V43H197ZM211 42V43H210ZM225 44H224V43ZM229 42V43H228ZM118 45H117V44ZM130 43H131V45H133V46H131L130 45ZM135 43V44H134ZM181 44V46L182 47H180V44ZM191 43L193 44V45H191ZM205 43V44H204ZM208 43V44H207ZM210 43V44H209ZM220 43V44H219ZM123 44V45H122ZM179 44V45H178ZM185 44V45H184ZM202 44H204V46L202 45ZM222 44H224V45H222ZM228 44V45H227ZM70 45V46H69ZM113 45V46H112ZM114 45H116V46H114ZM135 45V46H134ZM145 45V46H144ZM186 45H187V47H186ZM200 45H202V46H200ZM212 45H214V46H212ZM221 45V46H220ZM245 45V44H244ZM176 46H179V47H176ZM186 48H185V47ZM212 46V47H211ZM139 49H138V48ZM187 50H185L184 48ZM194 49H193V48ZM204 47V48H203ZM209 47H211V48H209ZM77 48V49H76ZM108 48V49H107ZM145 48V49H144ZM179 48V49H178ZM121 49V50H120ZM124 49V50H123ZM184 49V50H183ZM113 50H114V52H113ZM192 50V51H191ZM184 51V52H183ZM96 52V53H95ZM98 52H99V54H98ZM128 52V51H127ZM188 52H190V53H188ZM195 52V51H194ZM75 53V54H74ZM80 53V54H79ZM83 53V54H82ZM131 53V54H130ZM211 53V55H209ZM112 54V55H111ZM119 54V55H118ZM131 56H130V55ZM189 54V55H188ZM79 55V56H78ZM204 55H205V57H204ZM90 56V57H89ZM108 56V57H107ZM117 56V57H116ZM84 57V58H83ZM92 57V58H91ZM96 57V58H95ZM202 57L204 58V59H202ZM71 58V59H70ZM79 58V59H78ZM106 58V61L104 60ZM113 58V59H112ZM129 58V59H128ZM91 59V60H90ZM95 59V60H94ZM206 59V60H205ZM215 59V60H214ZM249 59V58H248ZM246 57H245V60H248ZM63 60H65V62L67 63H65ZM68 60V61H67ZM81 60V61H80ZM218 60V61H217ZM61 61H62V63H61ZM92 61V62H91ZM94 61H96V62H94ZM103 61V62H102ZM110 61V62H111ZM209 61V62H208ZM214 61H217V62H215V63H217V64H215L214 63ZM80 62V63H79ZM100 63L99 65H98V63ZM206 62H208L211 66H213V67H209V65H208V68H209V71H207L208 69H207V64L208 63H206ZM211 62V63H210ZM64 66V68L62 69L61 67H62V65ZM87 63V64H86ZM91 63V64H90ZM227 63V64H226ZM65 64V65H64ZM77 64V65H76ZM85 64H86V66H85ZM93 64H95V68H97V70H95V72H97V74L94 72V74H93V79H91V80H87V79H83V73H84V71L85 70H87L88 68H90L91 67V65H93ZM98 66H97V65ZM206 64V65H205ZM213 64V65H212ZM215 64V65H214ZM74 65V66H73ZM223 65H225V66H223ZM262 65H264V64H262ZM84 68H83V67ZM88 66H90V67H88ZM223 66V67H222ZM59 67V68H58ZM82 67V68H81ZM227 67V68H226ZM51 68L53 69V70H55L56 68L58 69V70H55V71H53V70H51ZM224 68V69H223ZM233 68V69H232ZM260 68V69H259ZM263 68V69H262ZM60 69V70H59ZM84 69V70H83ZM211 69V70H212ZM218 69V70H217ZM229 69H230V71H229ZM51 70V71H50ZM103 70V71H102ZM139 69H137V71H138ZM223 70L225 71L224 73H223ZM254 70V72H253V75H252V77H251V80L252 81H254L255 82V80H257L256 78H258L259 80H257V82L256 83H258L261 79H263L262 81H264V66H260V67H257L256 69H253ZM261 70V71H260ZM57 71V72H56ZM63 71V72H62ZM80 71V72H79ZM83 73H82V72ZM228 71V72H227ZM233 71V72H232ZM244 71V73H245V71L246 70H243ZM255 71H256V73H255ZM51 72H52V74H51ZM53 72H55V73H53ZM59 72V75L57 74ZM103 72H104V75L102 76V74H103ZM200 72H202V73H200ZM220 72H221V76L219 75L220 74ZM240 72V73H239ZM258 72H260V73H258ZM62 73V74H61ZM206 73V74H205ZM218 73V74H217ZM229 73V74H228ZM231 73H234V74H231ZM54 74L55 75H57V76H54ZM78 74V75H77ZM192 74V76H190ZM227 78V80H225L226 78L223 76V75ZM228 76H227V75ZM255 74V75H254ZM259 74V75H258ZM196 75V76H195ZM199 75V76H198ZM216 75V76H215ZM230 75V76H229ZM262 75V76H261ZM55 78H54V77ZM69 78H68V77ZM179 76H180V74L178 73V75H177V78L176 79H179ZM200 77V79L198 78V77ZM204 76V77H203ZM218 76V77H217ZM231 76V77H232ZM46 77V76H45ZM52 77V78H51ZM96 77V78H95ZM191 77V79H189ZM195 79H194V78ZM256 77V78H255ZM260 77V78H259ZM255 78V79H254ZM52 79H56L54 82L52 81ZM94 79H96V81L94 80ZM222 79H223V82H221L222 81ZM254 79V80H253ZM224 80H225V82H224ZM228 80H229V82H228ZM86 81V82H85ZM91 81H93L92 83H91ZM232 81H234V82H232ZM261 81V82H262ZM52 82V83H51ZM70 82V83H69ZM230 82H231V84H230ZM261 82H259V83H261ZM73 83V84H72ZM103 83V84H102ZM221 83V84H220ZM223 83V84H222ZM235 83H237V86H236V84ZM49 84V86H51ZM66 84V85H65ZM70 84V85H69ZM88 84H90V85H88ZM179 84H183V82L182 83H179ZM224 84H226V85H224ZM232 84H234V85H232ZM62 85H64V86H62ZM102 85V86H101ZM147 85V84H146ZM195 85V86H194ZM208 87H209V85H210V83L208 82ZM221 85V86H220ZM223 85V86H222ZM230 85H232V87L230 86ZM179 86H180V88H179ZM182 86V87H181ZM236 88H235V87ZM64 87V88H63ZM219 87H221L220 89H219ZM223 87V88H222ZM55 88H56V90H55ZM85 88H86V90H85ZM214 88V87H213ZM217 88H218V90H217ZM226 88H227V91H225L226 90ZM229 88H231V89H233L234 91H232L231 89H229ZM246 88V89H245ZM63 89V90H62ZM89 89V90H90ZM178 89H179V93H178ZM183 89V90H182ZM223 89V90H222ZM235 89H236V91H235ZM241 89V90H240ZM47 90V89H46ZM77 90V91H76ZM215 90H216V92H215ZM228 90H230L229 92H231L232 93V95L234 96V95H237L236 97H235V99H234V97H232V96H230V95H226V94H230V93H228ZM238 90V91H237ZM239 90H240V92H239ZM61 91V92H60ZM224 93H222V92ZM264 91V90H263ZM181 92V93H180ZM206 92V93H205ZM213 92H215V94L217 95H215ZM234 92V93H233ZM239 94H238V93ZM241 92H244V95H243V93H241ZM94 93V94H95ZM183 93H184V95H183ZM211 93H213V94H211ZM218 93V94H217ZM222 93V95H220V97H219V94H221ZM177 95V97L175 96V95ZM185 94H187L186 96L188 97H186L185 96ZM210 94H211V96H210ZM241 94V95H240ZM251 94V95H250ZM252 94H254V95H252ZM258 96H257V95ZM45 94H43L42 96L43 97H37L35 100H34V105H33V109H35V110H37V112L40 110H43V111H41V112H39L38 114L39 115H41V116H43L44 115V117H46L47 116V119H46V122H44L43 124L44 125H42V126H40V125H37V124H35V122H34V124H33V127H32V129L33 128H35V127H37V128H43V129H45L46 131H50L52 128H54V123H55V121H56V119L58 118V114L60 113V110L58 109V105L56 104L55 105V102L57 103L58 101H60L63 97H62V95H58V96H56L55 98H58V100L56 101V99H54L55 101H52V100H50V97L47 99V97L46 96H44ZM79 95V96H78ZM201 95V96H200ZM204 95V96H203ZM206 95V96H205ZM240 95V96H239ZM204 97V99H203V97ZM239 96V97H238ZM250 96V97H249ZM44 97H46V98H44ZM183 97V98H182ZM201 97V98H200ZM219 97V98H218ZM222 97H227V99L229 100H227L226 101V103L228 104H226V105H221L220 103H218L219 101H220V99L222 98ZM242 97V98H241ZM245 97V98H244ZM39 98H40V101H38L39 100ZM179 98V99H178ZM193 98V99H192ZM195 98H196V100H195ZM200 98V99H199ZM207 98V99H206ZM208 98H209V100H208ZM216 98V99H215ZM217 98H218V100H217ZM234 101H230L231 99ZM240 98V99H239ZM251 99V101H250V99ZM182 99V100H181ZM186 99H188V101L186 102ZM212 99V100H211ZM239 100V101H237V100ZM242 99V100H241ZM247 99V100H246ZM248 99H249V102L247 103L246 101H248ZM47 100H48V102H47ZM67 100H69V99H67ZM178 100V101H177ZM190 100H192V101H190ZM195 100V101H194ZM205 101V102H203V101ZM214 100H216V101H214ZM237 102H236V101ZM245 100V101H244ZM258 100V101H257ZM261 100V101H260ZM52 101V102H51ZM189 101H190V103H189ZM196 102V103H194V102ZM242 101H244V103L242 102ZM260 101V102H259ZM43 102H44V104H43ZM47 102V103H46ZM201 102V103H200ZM207 102L209 103V107H208V104H207ZM214 102H217V103H214ZM231 102V103H230ZM239 102V104L241 105H239V104H237ZM241 102H242V104H241ZM255 102H257V103H255ZM51 103V104H50ZM187 103V104H186ZM189 103V104H188ZM192 103V104H191ZM193 103H194V105H193ZM235 103V104H234ZM36 104L38 105V106H36ZM47 104V105H46ZM52 104H54V107L56 106L57 108H54L53 107V105ZM159 104V105H158ZM185 104V105H184ZM202 104V105H201ZM205 104H207V105H205ZM211 104V105H210ZM212 104H214V107H213V105ZM253 104H255L254 106H253ZM256 104H257V106H256ZM155 105H156V107L158 108H156L155 107ZM190 105V106H189ZM229 105L230 106H233V107H229ZM238 105H239V107H238ZM248 105H250V106H248ZM258 105H259V107H258ZM262 105V106H261ZM40 106H42V107H40ZM44 106V107H43ZM52 106V107H51ZM179 106H182V107H179ZM185 106V107H184ZM186 106H188V107H186ZM199 106H201V108L199 107ZM215 106H218V107H215ZM225 106H227V108H229L230 109V111H227L228 109H226L225 108ZM243 106V108L241 109V107ZM41 109H40V108ZM47 107H49L48 109H47ZM161 107L162 106H160V103H158L157 102V104H154L153 105V108H155V110H159L160 111V109H161ZM176 107L177 108H179V109H176ZM192 107V108H191ZM200 109H199V108ZM222 107H223V109H222ZM246 107V108H245ZM252 107H253V109H252ZM39 110H38V109ZM51 108V109H50ZM147 108V109H146ZM184 109V112H183V109ZM198 108V109H197ZM204 108H206V109H204ZM207 108L209 109V110H207ZM216 108H220V109H216ZM250 108V110L249 111H247L248 109ZM258 108V109H257ZM263 110H262V109ZM53 109V110H52ZM187 109V110H186ZM232 109H233V111H232ZM247 109V110H246ZM259 109H261V110H259ZM47 110V111H46ZM52 110V111H51ZM146 110V111H145ZM180 110V111H179ZM182 110V111H181ZM202 111V112H199V111ZM213 110V111H212ZM219 111V113H218V111ZM252 110H253V112H252ZM259 112H258V111ZM142 111H143V113H142ZM196 112L195 114L193 113V112ZM205 111H206V113H205ZM217 111V112H216ZM221 111H223L224 113H221ZM226 111V112H225ZM256 111H257V113H256ZM175 112V113H174ZM177 112V113H176ZM188 114H187V113ZM198 112H199V114H198ZM210 112H212L211 114H210ZM231 112H232V114H231ZM249 112V113H248ZM143 114V116L141 115V114ZM171 113L173 114V115H171ZM185 113V114H184ZM206 115V117L204 116V114ZM213 113H214V116H213ZM215 113H216V118H215ZM225 113H226V115H225ZM252 113H254V114H252ZM256 113V114H255ZM261 113V114H260ZM43 114V115H42ZM52 116H51V115ZM146 114L149 116V119H148V117H146ZM150 114V115H149ZM153 114H155V115H152ZM160 114H162V115H160ZM178 114V115H177ZM191 114V115H190ZM196 115V116H194V115ZM204 116V117H202V115ZM222 114V115H221ZM230 114V115H229ZM51 116V118H50V116ZM141 115V116H140ZM177 115V116H176ZM211 115V116H210ZM217 115H219V116H217ZM221 115V116H220ZM223 115L225 116V117H223ZM228 115H229V117H230V119H232L233 121L232 122H230L229 123V117H228ZM245 117H244V116ZM150 116H152L151 118H150ZM174 116H175V118H174ZM181 116V117H180ZM194 116V117H193ZM209 116V117H208ZM232 116V117H231ZM243 116V117H242ZM139 117V118H138ZM142 119H141V118ZM171 117H173V118H171ZM191 117V118H190ZM193 117V118H192ZM198 117V118H197ZM213 117V118H212ZM218 117V118H217ZM223 117V118H222ZM228 117V118H227ZM242 117V119H240ZM146 119V121H144L145 119ZM167 118V119H166ZM169 118V119H168ZM220 118H221V120H220ZM239 119V121H238V119ZM248 118L250 119V120H248ZM151 119H153L152 120V123H147V122H149V121H151ZM163 119V120H162ZM168 120L167 122L169 123H167L165 120ZM173 119V120H172ZM190 119V120H189ZM200 119H203V121H201ZM208 119H210V120H208ZM214 119H215V121H214ZM236 119H237V121H236ZM245 119V120H244ZM253 119V120H252ZM53 120V121H52ZM149 120V121H148ZM171 120V121H170ZM175 120V121H174ZM196 120H199L198 122L196 121ZM206 120V121H205ZM225 120H227V121H225ZM243 120H244V122H243ZM246 120H248L247 122H246ZM52 121V122H51ZM143 121V122H142ZM190 121V122H189ZM213 121V122H212ZM223 122V124H222V122ZM231 121V120H230ZM253 121V124L251 123ZM47 122H49L50 124H48ZM141 122V123H140ZM145 122V123H144ZM164 122V123H163ZM175 122H176V124H175ZM178 122V123H177ZM195 124H194V123ZM205 122V123H204ZM217 122V123H216ZM226 122H227V124H226ZM235 122H236V124L238 125H236L235 124ZM248 122H249V124H248ZM143 123V124H142ZM155 123V124H154ZM161 123H163V124H161ZM174 125H176V127H174L173 126V124ZM182 123V124H181ZM194 124L193 126L191 125V124ZM203 123V124H202ZM206 123H207V125H206ZM213 125H212V124ZM219 123H221V124H219ZM142 124V125H141ZM153 124V125H152ZM160 124V125H159ZM164 124H166V125H164ZM196 124H197V126H196ZM210 124V125H209ZM244 124V125H245ZM252 124V125H251ZM26 126V127H28L29 125H26V123H23V126ZM145 125V126H144ZM148 125H150V126H152L153 128H151V129H153V131H151V132H146L144 129L148 126ZM172 127H171V126ZM184 125V126H183ZM185 125H187L186 127H185ZM188 125L190 126V128L188 127ZM212 125V126H211ZM215 125V126H214ZM217 125V126H216ZM220 125V126H219ZM223 125V126H222ZM228 125H230V126H228ZM24 126V127H25ZM45 126V127H44ZM140 126V127H139ZM161 126V127H160ZM163 126H165V128L163 127ZM171 128H170V127ZM178 126V127H177ZM214 126V127H213ZM250 126V127H249ZM24 127H20L19 128V130H16V131H10L9 132V134H6L7 136H3L2 138H0V158H2V159H4L5 158V160L4 161H7L6 163V170H7V168H8V171H6V172H4V174H2V176H1V178L3 177V179L4 180H1V181H3L1 184H0V195L2 196V194H3V192H4V183L6 182V180H9L11 183H15L17 186H19V187H17V191H16V193H14L13 195H11V197H12V202H14V204L16 205V208L18 207L19 209V217L20 218H22L21 219V223H23L22 225H20L19 226V228H22V229H16V228H11L7 223H6V220L4 219V218H2L3 216H1V205H0V229H2V227H3V229L5 228V226L8 228V229H4V232L5 231H8L7 232V237H8V235H10L9 237H8V239L10 240V237L12 238L11 240L12 241H10V242H12V243H16L17 245H18V242H19V247L22 245V247H26V243H28V242H30V243H35L34 241H32L31 242V240H33V239H30V238H27L28 237V235L26 234L27 232V230H31L32 231V228H33V231H35V232H42L43 234H44V236L46 237V234H47V239H49V237L51 238V239H54V240H52V241H58L56 244L57 245H59L60 243H66L67 245H69V247H70V249H71V251H72V253L71 254H73V256H71L72 258H74V259H76V258H78V254H82L83 253V255L86 257L85 259V261H86V263L85 264H156L155 263V259H156V257H150L151 255H148V253H147V251H145L146 250V247L147 246H154V247H156V245H157V248H155V252H160V253H162V254H165V255H167L168 256V252L169 251H171L170 252V259L172 260H174V261H176V262H174V261H168V264L170 263V264H172V262H173V264L175 263H177L179 260L181 261H179L177 264H190V263H188L189 261H191V264H192V262H193V264H197L198 262V264H212L213 262L215 263V264H217V258L215 259L214 258V248H217V247H219V246H217V245H220L219 243H215L213 240H211V238H209V237H207V234H208V232H210L211 230V234H213V233H215V234H217L220 230H221V228L223 227V228H227V226H229V224H230V220H229V218H227V217H225L224 218V216H222V215H220V216H218L219 218H221V217H223V218H221L222 220H221V222H217V224H215V226H213L214 225V223L213 224H211V226L210 225H206V226H204V224H200V223H198V222H193L192 223V225L193 226H195L194 224H196V229L197 230H195V231H197V232H195L194 233V231L192 230L194 227L191 225V229L188 231V232H186V234L184 233V234H181V235H179V236H176V237H167L168 239H171V240H169V241H167L168 242V244H171V246L170 245H168L167 246V242H165V244H166V246L168 247H166L165 246V244H164V242H162V243H159V240L158 239H154V238H149L150 239V241H149V239L148 238H146V239H148V244L146 245H142V243H141V245L139 244L140 242H138V240L136 241L135 240V238L133 239L132 238V235L130 236V235H128V234H125V233H127V231H126V229H125V224H124V221H122V220H119V218L117 219V217H113V216H109V215H107L106 214V205H105V207H104V205L102 204V202H105L104 200L102 201V200H97L98 201V204H97V201L95 202L94 200H90L91 198H89V199H87V198H81L80 196H79V193L78 192H75V194L74 193H70V191H68L69 189V186L66 184V183H62L61 182V185H60V181H64L63 180V176H62V174H60L59 173V171H57L55 174H56V176H54V175H52L53 174V170H49L50 168L48 167V163L46 162V161H42L41 159H38V162H36L35 161V156H33L32 155V152H30V144L29 143H31V141H33L32 140V138H31V136L29 135L30 133H31V129H30V126H29V128H27V131H26V127H25V129L22 131V128H24ZM159 129V127H160V129H159V131H158V129ZM182 127H184V128H182ZM197 127V128H196ZM201 127H203V128H201ZM209 127H210V131L208 132V129H209ZM214 128V131H213V128ZM217 127H219L218 129H215V128H217ZM224 128V130H223V128ZM228 127H229V129H228ZM236 127V128H235ZM144 128V129H143ZM156 128V129H155ZM162 128V129H161ZM170 130H169V129ZM176 128V129H175ZM180 128V129H179ZM193 128V129H192ZM201 128V129H200ZM205 128H207V129H205ZM211 128H212V130H211ZM165 129V130H164ZM167 129V130H166ZM193 131H192V130ZM198 129V130H197ZM226 129V130H225ZM156 130H157V132H156ZM174 130V131H173ZM182 130V131H181ZM184 130V131H183ZM196 130V131H195ZM200 130H205L204 132L202 131H200ZM230 130V131H229ZM29 131H30V133H29ZM141 131V132H140ZM142 131H144V132H146V133H144V132H142ZM200 131V132H199ZM219 131H221L220 133H219ZM226 132V133H224V135H222L223 136V138H222V136H218V134H221V133H223V132ZM227 131H229V132H227ZM234 131V132H233ZM16 132H18V133H16ZM26 132H27V134H26ZM138 132H139V134L140 133H142V135H144L145 134V136H143L142 137V135L140 134H138ZM156 132V133H155ZM166 132V133H165ZM172 132V133H171ZM174 132V133H173ZM190 132V133H189ZM191 132H193V133H191ZM205 132H206V134H205ZM218 132V133H217ZM233 132V133H232ZM23 133H25L24 135H23ZM101 133V132H100ZM135 133V134H134ZM144 133V134H143ZM152 133V134H151ZM155 133V134H154ZM168 133V135H166ZM179 133V134H178ZM204 133V134H203ZM212 133H214L213 135H212V137H211V135L210 134H212ZM217 133V134H216ZM228 133V134H227ZM241 133H242V135H243V137L246 139V140H248L247 142L245 141V139H242L241 138ZM13 134H15V135H13ZM136 134H138L139 135V137L141 138H139L141 141L139 142V139H137L138 138V135H136ZM158 134V135H157ZM160 134V135H159ZM169 134H170V136H169ZM171 134H172V136H171ZM197 134H198V136H197ZM203 134V135H202ZM231 134V135H230ZM125 135V136H124ZM130 135V136H129ZM154 137H153V136ZM187 135H189L190 137H188ZM198 137L197 139H195L196 137ZM200 135H202V136H200ZM205 135V136H204ZM260 135V136H259ZM23 136V137H22ZM26 136H29L28 138H30V139H27V137ZM122 136H123V139H122ZM157 136V137H156ZM165 136H168V137H165ZM192 136V137H191ZM200 136V137H199ZM204 136V137H203ZM217 136V137H216ZM240 136V137H239ZM10 137V138H9ZM124 137H125V139H124ZM134 137V138H133ZM146 137V138H145ZM152 137V138H151ZM195 137V138H194ZM206 137V138H205ZM215 137V138H214ZM222 139H221V138ZM226 137V138H225ZM237 137V138H236ZM261 138V140H260V138ZM5 138V139H4ZM27 139L26 141H25V139ZM133 138V139H132ZM154 138V139H153ZM162 138V139H161ZM164 138H165V141H164ZM170 138H174L173 140H172V142H170L171 141V139ZM203 138H205V140L203 139ZM207 138H208V140H207ZM217 138V139H216ZM238 138H241V139H239V141L237 140ZM254 140H253V139ZM258 140V138H259V140H258V143L256 142L257 140ZM134 139H135V141H134ZM150 139V140H149ZM169 139V140H168ZM194 139V140H193ZM201 141H200V140ZM217 141V142H215V140ZM221 139V140H220ZM227 139V140H228ZM250 139V140H249ZM263 139V140H262ZM130 140H131V142H130ZM137 140H138V142H137ZM146 140V141H145ZM159 140V141H158ZM162 140V141H161ZM167 140L169 141V143H167L166 144V142H167ZM191 140H193V141H191ZM198 140V141H197ZM211 140V141H210ZM213 140V141H212ZM238 141V144H236V143H234L235 141ZM242 140V141H241ZM30 141V142H29ZM190 141V142H189ZM195 141H197V142H195ZM205 141H206V143H208V145L205 143ZM207 141H209V142H207ZM244 141V142H243ZM252 141V142H251ZM3 142V143H2ZM7 142V143H6ZM24 142V143H23ZM27 142V143H26ZM143 142V143H142ZM164 142V144H162ZM175 142V143H174ZM195 142V143H194ZM201 142V143H200ZM203 142H204V144H205V146H204V144H203ZM211 142L212 143H214V144H212V147H211ZM246 142V143H245ZM7 145H6V144ZM134 143V144H133ZM135 143H138V144H135ZM142 143V144H141ZM240 143V144H239ZM243 144V146H242V144ZM248 143V144H247ZM251 143V144H250ZM260 143V144H259ZM1 144H2V146H1ZM23 144V145H22ZM28 146H27V145ZM147 144V145H146ZM171 144H173L172 146L173 147H171ZM201 144L203 145V146H201ZM210 144V145H209ZM233 144H235V145H233ZM247 146H246V145ZM257 144H259V145H256ZM133 145V146H132ZM135 145V146H134ZM137 145H141L140 147H138ZM144 146V148H142L143 146ZM149 145V146H148ZM163 145V146H162ZM169 145V146H168ZM214 145V146H213ZM219 145V146H218ZM236 145L238 146V148L236 147ZM244 145H245V147H244ZM4 146V147H3ZM26 146V147H25ZM147 146H148V148H147ZM167 146V147H166ZM192 146V145H191ZM190 146V147H191ZM235 146V147H234ZM250 148H249V147ZM254 146H255V148H254ZM260 146H261V148H260ZM6 147V148H5ZM8 147V148H7ZM12 147V148H11ZM127 147V148H126ZM132 147V148H131ZM157 147H160L159 149L157 148ZM199 147H200V149L202 148L203 150H204V152H205V154H201V152H202V150H200L199 152H198V150H199ZM211 149H210V148ZM216 147V149H213V148H215ZM220 147H222L221 149H220ZM263 147V148H262ZM10 148V149H9ZM29 148V149H28ZM124 148V149H123ZM136 150H135V149ZM139 148V149H138ZM168 148V149H167ZM170 148H172V149H170ZM205 148V149H204ZM206 148H209L210 150H208V149H206ZM259 148V149H258ZM16 149H17V151H16ZM22 151H21V150ZM161 149H163V150H161ZM169 149H170V151H169ZM191 149H192V147H191ZM236 149H238L239 151H237ZM245 149V150H244ZM249 149V150H248ZM255 149V150H254ZM257 149H258V151H257ZM260 149L262 150V151H260ZM12 151V154L10 153L11 151ZM16 152H15V151ZM19 150V151H18ZM27 150H29V152L27 151ZM111 150V149H110ZM125 150H130V151H125ZM145 152H144V151ZM213 150H215V151H213ZM218 150H220V151H218ZM240 150H241V153H240ZM245 152H244V151ZM247 150V151H246ZM158 151V152H157ZM163 151H166L165 153L163 152ZM168 151H169V153H168ZM171 151H172V153H171ZM208 153H207V152ZM212 151V152H211ZM15 152V153H14ZM17 152H19V154L17 153ZM27 154H26V153ZM116 152V153H117ZM133 152V153H132ZM144 152V153H143ZM214 152L215 153H217V154H214ZM22 153V154H21ZM31 155H30V154ZM115 153V154H116ZM125 153H129L128 155H126ZM138 153V154H137ZM161 153V154H160ZM163 153V154H162ZM196 153V154H195ZM211 153V154H210ZM213 153V154H212ZM262 153V154H261ZM11 154V155H10ZM15 154V155H14ZM141 154V155H140ZM160 154V155H159ZM165 154V155H164ZM197 154H201V156H199V155H197ZM207 154H208V156H207ZM244 155V156H241V155ZM260 154V155H259ZM10 155V156H9ZM13 155V156H12ZM26 155V156H25ZM130 155V156H129ZM142 156V157H140V156ZM194 156V158H192L191 159V157H193ZM247 155V156H246ZM127 156V157H126ZM139 156V157H138ZM166 156V157H165ZM201 157L200 159H198L199 157ZM243 157V160H242V158H239V157ZM4 157V158H3ZM6 157H8V158H6ZM12 159H11V158ZM17 157V159H15ZM18 157H19V159H18ZM158 157V158H157ZM165 157V158H164ZM204 157H206V158H204ZM234 157H235V159H234ZM245 157V158H244ZM259 157H263V158H261L262 160H261V162H259L260 160V158ZM16 160H14V159ZM118 158V156L116 155H113L112 157H111V159L110 160H108L107 161V165L106 166H109V165H111L112 163H114V161L115 160H118L117 159ZM127 158V159H126ZM139 158H140V161L138 162V160H139ZM190 158V159H189ZM196 158V159H195ZM6 159H10V160H6ZM157 159H160L161 161H162V163H163V161L165 162L164 164H162L161 166L162 167H165L166 169H164V168H160V166H158V165H160L161 164V162H160V160H157ZM165 159V160H164ZM12 160V161H11ZM240 160V161H239ZM245 160V161H244ZM11 161V162H10ZM16 163H15V162ZM41 161V162H40ZM142 161V162H141ZM9 162V163H8ZM19 162V163H18ZM34 162V163H33ZM36 162V163H35ZM116 162V161H115ZM134 162V163H133ZM138 162V163H137ZM243 162V163H242ZM245 162V163H244ZM1 163V162H0ZM24 163V164H23ZM43 163V164H42ZM236 163V162H235ZM241 163V165H239V164ZM9 164V165H8ZM21 164H23V165H21ZM132 164H134V165H132ZM138 164V165H137ZM261 164H263V165H261ZM36 165H37V167H36ZM26 166V167H25ZM31 166L32 167H34V170H38L39 169V171H37V172H40V170H41V172L39 173L41 176H43V177H45L44 178V180H46L49 184H48V186H47V188L49 189L48 191L51 193V196H52V198L53 199H55V201L58 203V205H62V206H64V207H62V208H65V209H62V210H60V209H55V208H50V206L49 205H46L45 207V211L44 212H46V216H48V217H46V219L45 220H43L42 222L40 221V223H39V221H38V218H36V220H35V216L33 215V210H32V208H28V206H27V202L28 201H30V198L28 199V200H26L25 199V197L24 196H19V195H21L22 193H23V191L21 192V189L22 188H24L25 186H26V181H23L22 182V180L21 179H23V176H24V172H26L28 169L27 168H31ZM48 168H46V167ZM246 166H247V168H246ZM1 167H4V165H0V168ZM24 169H22V168ZM25 167V168H24ZM36 167V168H35ZM157 167V168H156ZM173 167V168H172ZM14 168H16L15 170H14ZM18 168V169H17ZM21 168V169H20ZM45 168V169H44ZM134 168H135V171H134ZM172 168V170H170L169 171V169H171ZM27 169V170H26ZM44 169V170H43ZM130 169V170H129ZM157 169H159V170H157ZM43 170V171H42ZM49 170V171H48ZM138 170V171H137ZM244 170V171H243ZM14 171V172H13ZM17 171H19V172H17ZM53 171V172H52ZM173 171H174V174H172L173 173ZM248 171V172H247ZM44 172V173H43ZM51 172V173H50ZM112 172H114V170L112 171ZM111 172V173H112ZM133 172H135L134 174H133ZM155 172V173H154ZM165 172V173H164ZM168 172V173H167ZM9 173H11L10 175H9ZM14 173V174H13ZM22 173V174H21ZM48 175H47V174ZM152 173H153V176H152ZM170 173H171V175H170ZM238 173H241V172H238ZM16 174H18V176L16 177ZM13 175V176H12ZM47 175V176H46ZM137 175V176H136ZM150 175V176H149ZM167 175V176H166ZM52 176H54V177H52ZM58 176H59V178H60V176H61V178L59 179L58 178ZM136 176V177H135ZM152 176V177H151ZM12 177V178H11ZM46 177H48V178H46ZM57 177V178H56ZM116 179H115V178ZM139 177H140V180L141 181H138L139 180ZM6 178H8V179H6ZM54 178V179H53ZM56 178V179H55ZM163 178V179H162ZM11 179H13V180H11ZM14 179H15V181H14ZM18 179V180H17ZM20 180V181H19ZM51 180H53V181H51ZM150 180V181H149ZM262 179H261V177L259 178V177H257L256 178V181H258V183H256V184H260V182L259 181H261ZM136 181V182H135ZM21 182V183H20ZM50 182H52V185H51V183ZM138 182V183H137ZM17 183H20V185L19 184H17ZM59 185H58V184ZM120 183V184H119ZM140 183V184H139ZM144 184V185H142V184ZM146 183V184H145ZM151 183V184H150ZM56 184V185H55ZM131 184V185H130ZM148 184V185H147ZM150 184V185H149ZM4 187H3V186ZM2 186V187H1ZM22 186V187H21ZM59 186H62V187H60L59 188ZM142 186H143V188H142ZM147 188V189H145V187ZM151 186V187H150ZM51 189H50V188ZM63 187H65V188H63ZM148 187H149V189H151V190H149L148 189ZM133 188V189H132ZM140 188V189H139ZM142 188V189H141ZM2 189V190H1ZM65 189V190H64ZM144 189V190H143ZM24 190V189H23ZM149 190V191H148ZM2 191V192H1ZM68 191V192H67ZM87 191V189H85L84 190V192H86ZM128 192H130V193H128ZM141 192H145L144 194H142ZM146 192H147V194H146ZM149 192V193H148ZM204 192H207V189L205 188L204 189ZM141 193V194H140ZM68 194H70V195H68ZM72 194V195H71ZM122 194V195H121ZM139 194H140V196H139ZM84 195H86V194H84ZM133 195V198H134V196H136L137 195V197H135L134 199L131 197V196ZM143 195H144V197H143ZM1 196H0V201H1ZM14 196H16V199H15V197ZM17 196H19V197H17ZM34 196V195H33ZM77 196V197H76ZM21 197V198H20ZM139 197V198H138ZM146 197H147V199H146ZM20 200H19V199ZM130 198V199H129ZM133 200H132V199ZM18 199V200H17ZM81 199V200H80ZM83 199V200H82ZM126 199V200H125ZM144 199H146V200H144ZM27 202H26V201ZM135 200V201H134ZM138 200H139V202H138ZM144 200V201H143ZM22 201V203H20ZM83 201H85V202H83ZM86 201H88V202H86ZM94 201V202H93ZM100 201V202H99ZM208 201V203H214L215 201H212V200H210V199H206V201H205V204H206V202ZM2 202V201H1ZM1 202H0V204H1ZM24 202V203H23ZM44 202V201H43ZM83 202V203H82ZM134 202H135V204H136V202H138L136 205L134 204ZM143 202H144V204H143ZM60 203V204H59ZM101 205H100V204ZM126 203V204H125ZM130 203H133L132 205L130 204ZM140 203V204H139ZM217 203V202H216ZM20 204H22V205H20ZM24 204V205H23ZM97 204V205H96ZM60 205V206H61ZM103 205V206H102ZM22 207V209L20 208V207ZM23 206L25 207V206H27V207H25L26 209H24L23 208ZM48 206H49V208H48ZM139 206V207H138ZM103 207V208H102ZM137 207V208H136ZM141 207H142V209H141ZM47 208H48V211H47ZM31 209V210H30ZM21 210H24V211H22L21 212ZM29 210V211H28ZM102 210V211H101ZM2 211H3V209H2ZM26 211H28V212H26ZM101 211V212H100ZM207 213L209 212V214H210V210H205ZM32 212V213H31ZM48 212V213H47ZM97 212V213H96ZM104 212V213H103ZM27 213V214H26ZM99 213H102V214H99ZM3 214V213H2ZM196 214V213H195ZM106 215V216H105ZM206 215H208V214H206ZM211 216L212 215H215V214H210ZM210 215H208L207 217H210ZM217 215V214H216ZM22 216V217H21ZM32 219H31V218ZM217 217V218H218ZM216 218V219H217ZM25 219V220H24ZM33 220V222H31ZM35 220V221H34ZM118 220V221H117ZM24 221V222H23ZM121 221V222H120ZM224 221V222H223ZM226 221V222H225ZM2 222H4V223H2ZM26 222V223H25ZM38 222V223H37ZM24 223L26 224V225H24ZM28 223H30V224H28ZM218 223H220V224H218ZM222 223L223 224H225V225H223L222 227L221 226H219V225H222ZM122 224H124L123 226H122ZM30 225H32L30 228L28 227V226H30ZM201 225V226H200ZM22 226V227H21ZM200 226V227H199ZM210 226V227H209ZM219 226V227H218ZM24 227H25V229H24ZM206 227V228H205ZM214 227H218L219 229H217V228H215V229H217V230H215L214 229ZM10 228V229H9ZM28 228V229H27ZM35 228L36 229H39V230H35ZM201 228V229H200ZM204 228V229H203ZM209 228V229H208ZM210 228H212L211 230H210ZM2 229V230H3ZM41 229V230H40ZM122 229H125V230H122ZM14 230V231H13ZM17 230V231H16ZM70 230V231H69ZM192 230V231H191ZM200 230H201V232H200ZM204 232H203V231ZM206 230H207V232H206ZM219 230V231H218ZM16 231V232H15ZM121 231V232H120ZM10 232V233H9ZM13 232V233H12ZM117 232V233H116ZM199 232H200V234H199ZM17 233V234H16ZM188 233V234H187ZM189 233H193V235H189ZM206 234L205 236L204 235H202V234ZM13 234H14V236H13ZM17 236H16V235ZM194 234L198 237V238H201V239H198L197 237H193L194 236ZM198 234V235H197ZM184 235H185V237H184ZM187 235V236H186ZM202 235V236H201ZM49 236V237H48ZM129 236V237H128ZM13 237H15V238H13ZM20 237V238H19ZM68 237V238H67ZM177 237H178V243L179 244H177L179 247H176L177 245H176V242H177ZM186 237H187V240H186ZM190 237H192V238H190ZM59 238H60V240H59ZM62 238H64L65 240H62ZM183 238H185V239H183ZM188 238L190 239V240H188ZM194 238H197V239H194ZM202 238L204 239L203 241H205V242H203L202 241ZM28 239H29V241H28ZM67 239H69V240H67ZM131 239V240H130ZM137 239V238H136ZM154 239V240H153ZM175 239V240H174ZM183 241H181V240ZM195 240V242H194V240ZM207 239V240H206ZM50 240V239H49ZM83 240V241H82ZM154 242V243H151L152 241ZM158 240V241H157ZM172 240H174V242L172 241ZM186 240V241H185ZM199 240L200 241H202L206 246H207V243H208V246H210V247H207L206 248V246L204 245L203 247H202V242H200L199 243ZM208 240H210V241H208ZM15 241V242H14ZM17 241V242H16ZM61 241H63V242H61ZM136 241V242H135ZM146 240H144V242H145ZM155 241H157L156 243H155ZM172 241V242H171ZM180 241H181V244H180ZM188 241V243L189 244H186L185 242H187ZM207 241V242H206ZM213 241V242H212ZM60 242V243H59ZM68 242H70V243H68ZM160 242H161V240H160ZM170 242V243H169ZM198 242V243H197ZM210 242V243H209ZM212 242V243H211ZM30 243H28V244H30ZM80 243V244H79ZM137 243V244H136ZM151 243V244H150ZM174 243V244H173ZM186 245H185V244ZM194 243V244H193ZM23 244L25 245V246H23ZM27 244V245H28ZM70 244H71V246H70ZM160 244V245H159ZM192 244V245H191ZM200 244V245H199ZM61 245V244H60ZM63 245H65V244H63ZM73 245H75V246H73ZM77 245L79 246L78 247V249L80 250H78L76 247H77ZM122 245V246H121ZM172 245H175V247L174 248H172L173 246ZM182 245H184V246H182ZM188 245H191V247L193 246V248H195V249H189L188 247ZM195 245H196V247H195ZM216 246V247H214V246ZM83 246V247H82ZM89 246V247H88ZM158 246H159V248H158ZM160 246L161 247H163V248H160ZM182 246V247H181ZM185 246H187L186 248H185ZM200 246V247H199ZM82 247V248H81ZM137 247V248H136ZM153 247V248H154ZM184 247V248H183ZM190 247V248H191ZM73 248V249H72ZM77 249L76 251L77 252H80V253H77V252H75V251H73L74 249ZM87 248V249H86ZM134 248V249H133ZM170 248V249H169ZM184 250H183V249ZM157 249V250H156ZM160 249L162 250V251H160ZM168 249V250H167ZM173 249H174V251H173ZM190 251H189V250ZM200 249H202V250H200ZM85 250V251H84ZM142 250V251H141ZM166 250L168 251L167 252V254H166ZM182 251V252H185V253H182L181 252V254L182 255H180L179 253H180V251L179 252H177V254L179 255L178 257L176 256V253L175 254H172L171 255V253H174V252H176V251ZM188 250V251H187ZM192 250H197L198 251V253L199 254H201V255H198V253H197V251H195L196 252V255H198L197 256V258H196V256L194 257L193 256V252L194 251H192ZM212 250H213V252H212ZM165 251V252H164ZM173 251V252H172ZM201 253H200V252ZM209 251V252H208ZM74 252V253H73ZM89 252V253H88ZM189 252V253H188ZM195 252H194V255H195ZM207 252V253H206ZM210 252H211V255H209L210 254ZM77 253V254H76ZM137 253V254H136ZM147 253V254H146ZM192 253V255H191V257H190V259H189V255ZM206 253V254H205ZM70 254V255H71ZM88 254V255H87ZM189 254V255H188ZM204 254L206 255V258L208 257V256H210L208 259L209 260H204L205 258V256H204ZM75 255H76V257H75ZM158 255H160V254H158ZM157 255V256H158ZM187 255V256H186ZM185 256V257H184ZM204 256V257H203ZM176 257V258H175ZM181 257H183V258H185V259H183V258H181ZM188 257V258H187ZM200 257H202V258H200ZM168 258V257H167ZM200 258V259H199ZM216 260V261H214V259ZM177 259V260H176ZM189 259V260H188ZM194 259H196V260H194ZM210 259H212V261H210ZM151 260V261H150ZM185 260H188V261H185ZM195 261H198V262H195ZM203 261V262H202ZM208 261H210V263L208 262ZM201 262V263H200ZM208 262V263H207ZM213 263V264H214ZM165 264H167V262L165 263Z\"/></svg>","mask_w":264,"mask_h":264}]
</instances>
